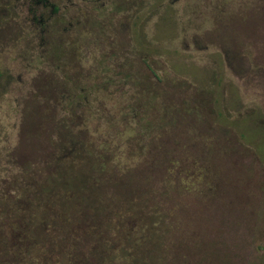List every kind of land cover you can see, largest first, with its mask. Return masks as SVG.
Segmentation results:
<instances>
[{"label": "rangeland", "instance_id": "374dc122", "mask_svg": "<svg viewBox=\"0 0 264 264\" xmlns=\"http://www.w3.org/2000/svg\"><path fill=\"white\" fill-rule=\"evenodd\" d=\"M46 1L0 0V264H264V0Z\"/></svg>", "mask_w": 264, "mask_h": 264}, {"label": "flooded vegetation", "instance_id": "af4514ba", "mask_svg": "<svg viewBox=\"0 0 264 264\" xmlns=\"http://www.w3.org/2000/svg\"><path fill=\"white\" fill-rule=\"evenodd\" d=\"M31 4L34 5L35 7L39 6L40 4H42L43 8L49 7V9H50V16H52L54 14V12L57 10L53 5H50L48 3V1H46V0H32ZM30 12H32L31 9H30ZM36 20L37 19L34 17L33 18V21H36ZM39 21H40V23H43V19L42 18H40Z\"/></svg>", "mask_w": 264, "mask_h": 264}]
</instances>
